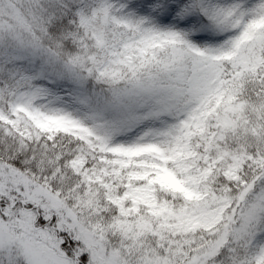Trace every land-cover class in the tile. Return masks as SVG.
Wrapping results in <instances>:
<instances>
[{
  "label": "snow or ice",
  "instance_id": "obj_1",
  "mask_svg": "<svg viewBox=\"0 0 264 264\" xmlns=\"http://www.w3.org/2000/svg\"><path fill=\"white\" fill-rule=\"evenodd\" d=\"M0 264H264V0H0Z\"/></svg>",
  "mask_w": 264,
  "mask_h": 264
}]
</instances>
